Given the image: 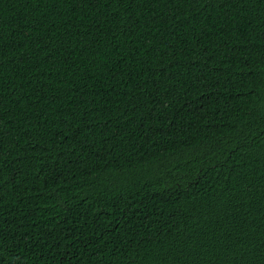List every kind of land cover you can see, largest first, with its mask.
I'll list each match as a JSON object with an SVG mask.
<instances>
[{
	"label": "trees",
	"instance_id": "16d2710c",
	"mask_svg": "<svg viewBox=\"0 0 264 264\" xmlns=\"http://www.w3.org/2000/svg\"><path fill=\"white\" fill-rule=\"evenodd\" d=\"M0 264H264V0H0Z\"/></svg>",
	"mask_w": 264,
	"mask_h": 264
}]
</instances>
